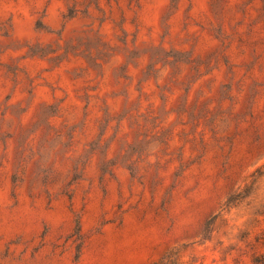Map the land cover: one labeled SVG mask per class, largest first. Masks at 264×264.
Returning a JSON list of instances; mask_svg holds the SVG:
<instances>
[{
  "label": "rangeland",
  "instance_id": "374dc122",
  "mask_svg": "<svg viewBox=\"0 0 264 264\" xmlns=\"http://www.w3.org/2000/svg\"><path fill=\"white\" fill-rule=\"evenodd\" d=\"M0 264H264V0H0Z\"/></svg>",
  "mask_w": 264,
  "mask_h": 264
}]
</instances>
